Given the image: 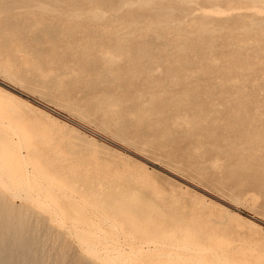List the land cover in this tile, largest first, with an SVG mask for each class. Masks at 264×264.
Returning <instances> with one entry per match:
<instances>
[{"label":"rangeland","instance_id":"1","mask_svg":"<svg viewBox=\"0 0 264 264\" xmlns=\"http://www.w3.org/2000/svg\"><path fill=\"white\" fill-rule=\"evenodd\" d=\"M175 105L215 144L264 154V0H0V143L17 179L56 188L39 203L0 184V264L128 255L106 196L197 234L223 264H264V172L171 127ZM151 254L116 264H178Z\"/></svg>","mask_w":264,"mask_h":264},{"label":"bare ground","instance_id":"2","mask_svg":"<svg viewBox=\"0 0 264 264\" xmlns=\"http://www.w3.org/2000/svg\"><path fill=\"white\" fill-rule=\"evenodd\" d=\"M32 41H35L37 43L53 42L47 38L43 39L42 41L41 40L39 41V39L37 38H33ZM44 47L43 46L33 47L29 44H23L19 48L21 50H29L33 54H39L42 53V49L45 50ZM56 49H57L56 47L50 45L49 47H47L45 51L53 52L56 51ZM51 85L57 87L59 84L55 80V82H52ZM195 106L197 108L198 105ZM251 107H253V105H251ZM94 108L96 112H101L104 113L105 115L106 113H109L111 111V107L105 102H102L101 105H94ZM178 108L179 107L175 105L172 110L175 109L179 110ZM165 120L171 122L170 126L175 129L182 130L186 134H194L200 142H203V140L206 139H210L211 142L213 143V144H201V145L204 146L208 145L211 148H216L218 151L223 150L224 153L227 154L230 153L233 157H237L242 160L248 157L246 162H253V167L255 168L254 170L256 172H264V154L261 155L254 153V151L260 149L262 146H259L257 144H215L218 143L220 139L219 137L215 138L214 135L212 136L213 128L209 126L207 127L205 125L201 126L200 125L201 121L199 119H196V117L191 118V115L189 117L185 112L180 110L168 114ZM262 138H264V136ZM15 156L17 157L16 159H20L22 157L21 154ZM16 166L17 165L16 163H14L13 156L9 148L0 143V184L2 185L3 189L6 191L7 195L10 196V198L13 199L17 198L23 201L27 199L26 196H24V194L28 193L27 195L31 199L39 203L42 202V199L51 197V194L49 193L50 192L49 189L50 188L56 189L55 187L50 186L49 182H47L48 185L39 183L36 186H34L32 189L31 186L28 184L29 183L28 180L31 177H25L22 174L21 178L17 179L15 175ZM38 168L40 169V167ZM48 175L44 174L47 180H51V177L53 176L49 177ZM15 180L18 181L17 185L13 184ZM57 194L58 196L65 197V200L67 199V202L69 201V203L76 202L77 200L75 199L76 196H74L75 197L74 198L73 196H71V194L69 196L65 192H59ZM105 199H106L105 206L109 209L110 214L112 216L111 218H108L106 217V215L105 216L103 215V220L105 224L109 226L110 232H112L114 235L112 242L119 244L118 243L119 239H123L124 244L128 245L129 248L127 249L129 250L128 255L125 254L126 249L122 248L121 245L115 248L114 251L112 252V254L115 255L113 256L115 257V259L114 261L109 259L110 263L116 264L118 260H124L127 257H131V256L135 258L147 257L149 253H153L149 255L150 257L155 256L159 260H166L168 262H174V263L176 262L178 264H223L224 263V258L222 254H220V252L217 251H211L209 249H206L205 245L199 241L200 238L197 234L188 231L185 228L183 229L173 228L167 225L165 221H157L156 218L152 217L145 210L135 206L132 202L124 200L122 197L106 196ZM84 200L85 199H83V201ZM8 207L10 208V206ZM11 207H13V205ZM105 210L106 209H104V211ZM105 214H107V212H105ZM119 230L122 233V235L119 234L118 232ZM92 251L97 252L94 249ZM207 254H212L217 259L215 260L204 259V256H206Z\"/></svg>","mask_w":264,"mask_h":264}]
</instances>
